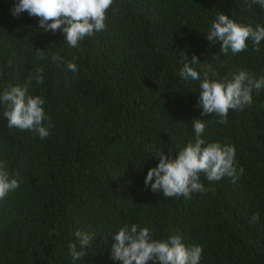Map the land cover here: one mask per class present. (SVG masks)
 I'll return each mask as SVG.
<instances>
[{"label": "trees", "instance_id": "16d2710c", "mask_svg": "<svg viewBox=\"0 0 264 264\" xmlns=\"http://www.w3.org/2000/svg\"><path fill=\"white\" fill-rule=\"evenodd\" d=\"M16 2L0 0V95L41 67L44 82L33 80L29 92L44 99L51 123L44 139L10 129L0 104V160L19 180L0 199V264H122L111 258L114 234L134 223L155 239L176 233L187 246H201L199 264H264V88L222 124L215 114L202 116L199 81L179 76L195 55L220 78L241 69L264 77V41L258 52L248 41L244 51L224 54L222 42L206 39L218 12L255 27L264 25V7L249 9L251 0H113L105 29L72 47L37 17L13 15ZM68 61L77 72L67 71ZM194 117L205 122V144L235 148L238 178L209 181L201 173L205 192L153 193L145 178L159 163L155 151L175 155L194 143ZM78 230L94 239L73 260L69 243L80 250Z\"/></svg>", "mask_w": 264, "mask_h": 264}, {"label": "clouds", "instance_id": "9594fccd", "mask_svg": "<svg viewBox=\"0 0 264 264\" xmlns=\"http://www.w3.org/2000/svg\"><path fill=\"white\" fill-rule=\"evenodd\" d=\"M113 0H17L13 15L19 16L27 12L29 16L37 17L39 25L45 32L62 31L64 40L72 47L87 36H93L106 27L107 10ZM252 4L264 7V0H251ZM206 39L215 44L222 42L220 52L227 54L229 49L235 54L248 47V41L253 45V51L260 50L259 45L264 41V25L243 24L236 22L224 12H218L206 34ZM39 59L46 58L42 49L37 48ZM53 62L64 63L63 58L52 55ZM198 56H193L183 63L179 76L185 81H199L200 94L198 106L202 108V116L215 114L220 119L217 123L226 124L230 109L243 110L252 103L253 90L264 88V77L254 78L247 70L241 69L231 77L220 78L210 64H200ZM196 65H200L198 70ZM69 72H77V64L66 62ZM43 69L37 66L30 72L23 86L6 87L0 95V104L6 105L4 116L8 119L9 128L31 130L38 133L41 139L49 135L45 126L50 118L46 116L43 105L44 99L29 92L32 81L37 84L44 82ZM196 134L195 142L180 146L178 154L155 151L159 159L158 165L149 168L145 178V186L151 185L153 193L162 192L166 197H190L193 192H205L200 181L201 173L209 181H218L225 176L238 178L235 167V148L220 142L205 144L201 134L205 130V122L197 117L192 121ZM243 173V169H240ZM19 187L17 175H11L6 162L0 160V199ZM259 219L254 214L253 221ZM79 248L76 243H69L73 260L81 259L85 254V246L92 243L94 236L81 231L76 232ZM111 258L122 264H199L202 247L187 246L181 235L171 233L166 239L153 238L149 227H139L137 224L124 225L114 234Z\"/></svg>", "mask_w": 264, "mask_h": 264}]
</instances>
